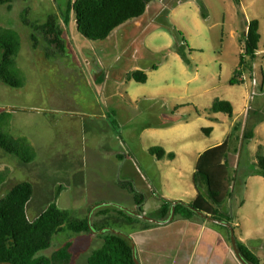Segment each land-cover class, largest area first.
<instances>
[{"label":"rangeland","instance_id":"obj_1","mask_svg":"<svg viewBox=\"0 0 264 264\" xmlns=\"http://www.w3.org/2000/svg\"><path fill=\"white\" fill-rule=\"evenodd\" d=\"M68 3L14 0L0 6V26L20 34L17 64L25 81L23 87H11L0 78V115L11 114L10 129H3L28 139L37 152L25 163L0 148V169L11 170L0 198L29 180L35 190L27 205L30 219L57 201L72 215L88 217L95 228L62 232L41 254L50 256L72 242L70 264H87L106 227L131 239L141 264H241L221 224L181 216L166 224L140 217L131 223L118 209L138 207L123 181L146 195L143 213L154 219L161 216L162 198L193 201L199 155L224 142L243 121L255 136L231 154L233 196L224 208L232 207L237 238L264 264V177L255 174L259 148L264 154V0H241V8L235 0H151L144 16L101 41L83 36L72 14L65 27L66 52L48 57L43 35L23 17L29 9L33 22H45L51 14L63 21ZM252 19L260 21L262 35L253 76L245 72L246 81L232 85L243 30ZM131 67L144 70L148 81L123 78ZM216 99L233 104V118L210 111ZM209 127L210 134L204 130ZM152 146L176 156L159 160L149 153ZM100 210L109 214L97 215ZM219 234L226 235L225 243Z\"/></svg>","mask_w":264,"mask_h":264},{"label":"trees","instance_id":"obj_2","mask_svg":"<svg viewBox=\"0 0 264 264\" xmlns=\"http://www.w3.org/2000/svg\"><path fill=\"white\" fill-rule=\"evenodd\" d=\"M13 1L0 0V6H10ZM150 1L69 0L67 11L63 14V21H60L56 14H51L45 22H33L28 18L30 12L27 9L23 22L38 34L43 35L47 43L46 55L50 57L66 52L65 27L69 26L72 14L75 16L77 29L83 36L89 40L101 41L107 39L123 24L144 16ZM235 2L241 8V0H235ZM240 14L244 17L242 10H240ZM181 34L183 35L182 32ZM31 37L33 46L37 47V34L33 33ZM261 38L260 21L258 19L247 21L243 30V49L240 53L239 64L230 80L232 85L244 83L246 81L245 72H249L253 76ZM186 46H190L188 41H186ZM20 48V34L8 26H0V78L11 87H23L25 83L17 64ZM182 49L183 47H180L179 52L184 60H187ZM128 78L140 83L148 81L147 73L140 69L130 72ZM210 111L213 113L222 112L231 118L234 117V106L228 100L216 99ZM10 115V113L0 115V148L17 156L25 163H31L36 159L37 152L29 140L15 137L3 129L10 123ZM8 129H10V125ZM204 130L210 134L213 128L209 127ZM241 131L242 135L239 134ZM254 136L255 131L252 127H247V122L244 124L243 121H238L224 142L200 154L193 176L198 195L195 200L188 202L192 207L212 215L216 219L234 223L232 207L224 208V204L233 196L231 187L235 180L230 171V157L231 154H238ZM149 153L159 160L174 159L176 156L174 152H167L162 146H152ZM119 157L122 158V155ZM255 164L258 168L255 174L264 177V154L261 148L257 153ZM10 173L9 168L0 169V191ZM121 186L133 193L138 206L137 210L143 212L146 195L141 193L132 181H123ZM34 191L33 183L24 180L17 183L6 196L0 198V264H70L73 258L72 242H67L50 256L41 254V252L48 249L52 245L54 237L62 232L71 231L77 234L92 232L89 218L76 217L68 209L59 207L57 201H53L39 216L30 219L27 205L33 197ZM61 192L62 190L59 189L56 200ZM161 200L160 220H166L171 215L173 202L166 198ZM243 203L242 201L241 206ZM118 213L131 223L140 219L122 209H118ZM98 214L107 216L109 211L100 210ZM176 216L185 219L202 217L183 202L177 204ZM147 226L150 227L148 224ZM223 227L228 230L230 237L229 228L224 225ZM104 229L106 227L101 230ZM103 232V243L88 256L87 264H138L134 259L133 242L130 238L113 230ZM237 241L241 254L250 264H261L260 257L246 243L238 238Z\"/></svg>","mask_w":264,"mask_h":264},{"label":"water","instance_id":"obj_3","mask_svg":"<svg viewBox=\"0 0 264 264\" xmlns=\"http://www.w3.org/2000/svg\"><path fill=\"white\" fill-rule=\"evenodd\" d=\"M178 203H182V201H174L173 202V206H172V212H171V215L168 219L166 220H160V219H154V218H151L149 216H146L143 212H140L138 210H131V209H126L124 207H122L123 209H125L127 212H129L130 214H133V215H136L142 219H145L147 221H150V222H153V223H156V224H166L168 222H170L171 220L174 219L175 217V210H176V206ZM184 203V202H183ZM186 204L187 206L191 207L192 209H194L200 216L206 218L207 220L209 221H212V222H215V223H218V224H221V225H224L226 227L229 228L230 230V237H231V242H232V245H233V249H234V252L238 258V260L240 261L241 264H250L244 257L243 255L241 254V251L239 249V246H238V241H237V236H236V233H235V229H234V226L232 223L230 222H226V221H222V220H219V219H216L215 217H213L212 215H209L205 212H202V211H199L197 209H195L194 207H192L189 203H184ZM90 223V222H89ZM90 229L92 231H94V227L91 225L90 223ZM108 230L107 228L102 230V231H106ZM133 251H134V259L135 261L138 263V264H141L138 257H137V253H136V248H135V245L133 244Z\"/></svg>","mask_w":264,"mask_h":264},{"label":"crops","instance_id":"obj_4","mask_svg":"<svg viewBox=\"0 0 264 264\" xmlns=\"http://www.w3.org/2000/svg\"><path fill=\"white\" fill-rule=\"evenodd\" d=\"M134 70H137V68L136 67H131L130 68V71L129 72H127V73H125V74H123V78H127V79H129L128 78V74L130 73V72H132V71H134ZM130 80V79H129ZM119 155H121V153H119ZM200 156V155H199ZM129 157V156H128ZM199 158V157H198ZM136 187V186H135ZM137 188V187H136ZM197 195H198V192H197ZM197 198V196L194 198V200ZM160 219V218H159ZM206 219V218H205ZM189 220H192V219H189ZM193 221H197L198 223H200L201 222V220H199V218L198 217H195V218H193ZM203 226H204V224L203 225H200V228L202 229L203 228ZM145 227H147V226H145ZM149 229V228H148ZM219 236H220V238L222 239V241L225 243V241H226V235H220L219 234ZM244 242V241H243ZM249 246V245H248ZM228 247V246H227ZM250 247V246H249ZM251 248V247H250ZM252 249V248H251ZM253 250V249H252ZM255 252V251H254ZM239 261V260H238ZM239 263H240V261H239Z\"/></svg>","mask_w":264,"mask_h":264},{"label":"flooded vegetation","instance_id":"obj_5","mask_svg":"<svg viewBox=\"0 0 264 264\" xmlns=\"http://www.w3.org/2000/svg\"><path fill=\"white\" fill-rule=\"evenodd\" d=\"M95 229V228H94ZM97 230V229H96Z\"/></svg>","mask_w":264,"mask_h":264}]
</instances>
